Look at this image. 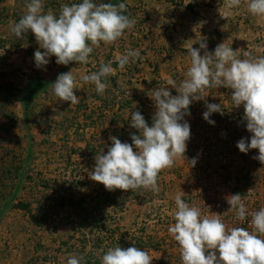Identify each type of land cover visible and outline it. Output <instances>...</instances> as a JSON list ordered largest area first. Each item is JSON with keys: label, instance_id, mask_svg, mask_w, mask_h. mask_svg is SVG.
<instances>
[{"label": "clouds", "instance_id": "obj_1", "mask_svg": "<svg viewBox=\"0 0 264 264\" xmlns=\"http://www.w3.org/2000/svg\"><path fill=\"white\" fill-rule=\"evenodd\" d=\"M241 3L242 0H223L229 15L231 10L239 9ZM25 7V14L18 22L10 24V30L17 39H22L29 31L34 34L39 48L43 49L34 53L38 69L44 68L52 56L56 57L58 65L67 66L72 62L87 65L90 54L101 42L115 43L125 35V30L136 24L124 2L97 4L94 0H82L71 5L62 4L58 15L51 8L45 11L44 0H28ZM246 8L253 16L264 17V0H246ZM198 43V48L190 46L187 49L190 66L186 78L177 84L169 77L165 86L151 90L149 97L156 109L151 126L139 111L131 112L130 126L139 134L131 135L132 144L111 136L112 144L107 153L102 150L95 156L90 179L108 191L143 189L159 193L160 173L185 157L191 130L184 117L190 115V105L205 99L206 90L213 87L232 90L233 107L243 105V119L252 135L250 142L242 138L236 146L245 154L258 149L259 155L253 159L264 164V55L245 51L242 59L240 49L233 50L225 41L213 52L207 51L203 38ZM201 50H204L203 55ZM141 58L139 50L129 48L124 54L115 56V63L124 71L127 65ZM112 64L113 61L101 62L98 71L81 74L79 79L84 84H93L97 94L103 96L111 87L108 78L117 73ZM167 86L175 89L177 95H172ZM77 87V77L71 69L57 76L51 91L60 101L75 105L80 102L75 94ZM205 107L203 118L214 125L210 116L217 112L223 114L221 104L206 102ZM196 162L195 158L188 161L193 167ZM183 193L174 197L172 216L175 223L168 227L178 245L182 264H264V207L249 213L241 194L227 196L228 211H234L235 218L242 222L250 215L252 231L244 227L228 228L220 214H202L200 208L182 199ZM152 260L149 251L141 250L135 243L128 248L117 244L102 255L101 264H151ZM83 261L84 256L80 254L67 256V264H82Z\"/></svg>", "mask_w": 264, "mask_h": 264}, {"label": "rangeland", "instance_id": "obj_2", "mask_svg": "<svg viewBox=\"0 0 264 264\" xmlns=\"http://www.w3.org/2000/svg\"><path fill=\"white\" fill-rule=\"evenodd\" d=\"M94 2L106 3L105 0H94ZM72 3L77 2L76 0H48L44 4L58 15L62 4L71 5ZM174 4L179 5V3ZM138 9V7L132 8L130 17L142 13V11L136 12ZM175 14L183 16L182 11ZM16 19V16H11L10 8L7 14L0 15V212L14 195V187L18 184L20 173H23V178L15 201L5 209L8 214L0 220V238L3 241V237H11V240H8L10 243L2 244L1 247L5 253L10 255L13 250L17 249L16 241L23 242L24 248L13 256L15 260H18L16 264H67V253L75 252L72 249L73 246H61L62 242H70L71 228L68 225L67 216L70 215L72 219L78 220L80 209H75L69 206L68 202L62 203L57 199L67 191L75 193V198H80L82 194L88 199H94L95 181L90 179L89 173L94 170L95 163L92 161L95 159L87 157L86 142H90L97 152L103 150L106 154V147L100 148L98 145L104 140L107 124H101V120L98 119L97 124L93 125L95 118L90 119L93 115L88 118L85 115H89V112L83 114L82 111L80 113L75 111L76 104L70 105V102L60 101L52 93L51 86L32 102L31 112L28 115L23 103L27 85L29 80L34 79L36 75L53 83L60 73L72 69L78 84L75 94L88 95L92 110L94 106L91 99L95 96L98 97V101L110 102L112 99L115 104H119L125 96H129L127 82L132 75L127 72L121 77V80L125 81L119 83V94L113 97L110 95V98L98 95L93 84H84L79 79L81 74L98 71L101 62H104L111 53L107 50L117 49L121 43L119 40L111 45L101 42L100 47L94 48L90 54V62L87 65H79L77 62H72L67 66L58 65L55 62L56 57L52 56L44 68L38 69L35 66L34 53L36 50L43 51V49L39 48V44L36 50L28 45L29 37L17 40L10 30V24L16 22ZM138 19L142 23L148 18L142 13ZM31 35L34 34L31 33ZM31 47L34 50L33 53H30L29 48ZM112 55L111 58L115 59L116 55ZM130 64L133 70L136 64ZM117 97L122 98L118 100ZM142 100L147 103V114L153 116L154 103L149 102L151 106H148L144 95H138L133 107H137ZM125 111L126 119L130 122L133 110L126 109ZM72 119H75V125H80V132L66 135L61 125L63 122L69 124L68 121ZM120 122L121 120L116 119V124ZM88 124L95 126V130H89L84 135L82 128ZM111 133L110 130L109 134ZM211 151L212 147L207 149L204 146L201 148L197 145H187L185 157L178 159L171 169H164L160 173L159 193L140 189L136 194H132L129 190H121L117 197L126 202L125 210L119 216L113 217L107 227L114 234L117 243L122 241V248L132 247L134 241L138 239L140 244H135V246L149 251L153 260L158 264H182L178 245L168 234V227L172 222L175 223L172 216L175 211L174 197L183 191L182 199L186 201L187 173L190 169H196L188 161L192 158L197 161L209 158L214 154ZM7 169L8 173L5 172ZM201 169L196 170L203 172L204 170ZM241 179L245 181V184L249 181L247 176H242ZM19 201L31 205L30 210L34 211L36 220H32L24 213H14L16 208L13 205ZM87 203L90 207L89 200ZM61 223L65 225L61 226ZM76 239V241H71L72 244L78 245L77 241L81 237ZM89 239V242L85 244V253L93 252L98 255L111 247L110 244L105 243L97 248L93 244V238ZM122 243L118 244L122 245ZM33 245L36 246L34 252L31 249ZM76 250L80 251V248L77 247ZM152 250L156 252L151 253Z\"/></svg>", "mask_w": 264, "mask_h": 264}, {"label": "crops", "instance_id": "obj_3", "mask_svg": "<svg viewBox=\"0 0 264 264\" xmlns=\"http://www.w3.org/2000/svg\"><path fill=\"white\" fill-rule=\"evenodd\" d=\"M17 1L3 0L0 3V8H10L11 16L15 17V14L23 16L26 12L24 5L28 0H19L24 3L20 6L17 5ZM45 2H48V0H44ZM76 2L79 3L82 0H76ZM15 3L16 6H14ZM174 3H179V5L176 6ZM126 4L130 7V11H133L132 8L138 7L139 9L136 12L142 11L148 19L141 23L138 16L142 13L132 16L131 18L136 20L135 26L130 30H125V35L119 39L121 43H118L117 49H108L107 52H111L108 55L110 60L115 61L111 58V54H124L129 48L140 51L142 58L135 62L137 70L130 76L129 81H126L129 87L127 92L130 95H144L148 106H151L149 102L154 103L149 97L152 89L165 86L169 77L176 80L177 84L186 78L185 74L190 66V56L187 49L190 46L198 48V42L202 38L207 43V51L209 52H213L218 44L225 41L232 46L233 50L240 49V58L242 59L245 51L256 56L264 55V17L251 15L247 11L246 0H242L239 9L231 10L230 15L228 14L229 10L224 7L223 0H126ZM175 11L178 13L182 11L183 16L176 15L177 12ZM28 45L36 50L38 43L34 39L29 41ZM203 54L204 50H201V55ZM121 77H119V83L125 81L121 80ZM167 87L172 95H177L175 89L171 86ZM220 90L221 93L209 88L206 90L208 96L205 97L207 103L210 98H213L216 100L215 104H221L223 109V114L212 113L216 116L215 122L218 120L220 122L208 128L216 131L224 129L221 121L225 114H229L235 108L226 96L227 90L230 89L221 87ZM214 95L217 96L214 97ZM194 102L190 105V115L184 117L191 130V138L187 145H194L197 139H204L202 135L207 128H202L198 122L208 123L203 118V113L207 109L203 110L202 113L195 114L193 111ZM145 111L148 113L147 107ZM17 212L30 216L29 212L21 209H15L14 213L17 214ZM31 213L34 215L33 210H31ZM5 214H8V212L5 211L0 216V220L4 218ZM36 218L35 215V220ZM63 225L65 223H61V226ZM3 239L2 241V238H0V264H16L18 260H15L13 256L17 251L24 248L23 242L19 243V240H17V245H15L17 249L8 255L1 246L5 243L9 244L10 241L8 240H11V237H3ZM35 248V245L31 247L32 252L35 251ZM154 252L156 251H151V253ZM153 264L158 263L153 260Z\"/></svg>", "mask_w": 264, "mask_h": 264}, {"label": "trees", "instance_id": "obj_4", "mask_svg": "<svg viewBox=\"0 0 264 264\" xmlns=\"http://www.w3.org/2000/svg\"><path fill=\"white\" fill-rule=\"evenodd\" d=\"M2 1L3 0H0V3H2ZM105 2L117 4L120 2L126 3V0H105ZM17 3L18 5L24 4L22 1H19V0L17 1ZM48 8L49 6L46 5L45 9H48ZM7 11H8V8L6 7L0 8V15L7 14ZM128 14L131 16L129 6H128ZM15 15L17 18L16 22H18L19 19L22 17V15L21 14L20 15L15 14ZM24 37L25 38L29 37V41H33L35 36L34 35L32 36L31 31H29L28 33L24 35ZM29 50H30V53L34 52L32 48H29ZM108 61H111L109 56L106 57V59L104 60V63H107ZM130 65L131 64L127 65L124 71H120L118 69V65L115 63V61H113L112 66L113 68L117 69V73L115 76H110L108 78V80L110 81V84H113L114 86L111 85V87L106 90L104 94L105 98L109 97L110 95H112L110 97H113L115 96V94H119V90H120L119 77L120 76H125L127 72H129L131 75H133L136 72L137 70L136 65L135 67H133V70H131ZM51 84H52L51 81L47 80L46 78L41 77L40 75H36L34 79H31L29 81L27 88H26L24 101H23L25 112L28 115H30V112H31L32 102L36 100L39 95L43 94L51 86ZM78 96L80 98V102L75 105L76 112L80 113V111H82L83 114H87L89 112L88 113L89 115H85L88 118L90 115H93L90 117V119H93L92 117L95 118L94 119L95 121L92 122L93 125L97 124L98 119L101 120L100 121L101 124L102 123L107 124L105 127L106 129H105L104 140L98 145L100 148L106 147V153H107L108 147H110L112 144V141L110 140L111 136L117 137L122 142H127L129 144H132L131 135L139 134L136 129L130 126V122L128 121V119H126V114H125L126 109L133 110L131 112L139 111L144 116L148 125L151 126L152 124V116L146 113L145 110H146L147 105L146 103H144L143 100L140 103H138L137 107H133V104L137 101V97H138L135 94L125 96L122 102L119 101V104L118 103L115 104V101L112 99L111 100L109 99L110 102L107 100L98 101V97L95 96L94 98L91 99V102L94 106L92 110L89 105L90 99H88V95L81 93ZM117 98L118 100H121L122 97H117ZM116 119L121 120L122 123L120 122L119 124H116ZM74 121L75 119L74 120L72 119L71 121H68L69 124H67V122L62 123L61 128L62 130L64 129L63 131H65L66 135L68 134L70 135L71 133L78 134L80 132V129H79L80 125H75ZM92 124L90 125L88 124L82 128V133L84 135L87 134L89 130H93V131L95 130V126H93ZM110 130L112 131L111 134H109ZM86 149L88 153L87 157H89L90 159H95V156H96L95 154L99 153L97 152V149L92 147V144L90 142H86ZM92 162L95 163V161H92ZM5 172L8 173L9 170L7 169V171ZM18 176H19L18 184L17 186L14 187V190H15L14 195L9 199L8 203L1 210L0 216L4 213L5 209H7L13 203V201H15L17 192L20 190L23 173H20ZM78 179L80 180V178ZM94 189H95L94 199H88L85 197V195H82L81 193H79L81 194L80 198H75L76 194L70 191H67L66 194L61 195L57 199V200H60L62 203L68 202V205L71 207H74L75 209H80V214H78V217H79L78 220L72 219V216L70 215L67 216V219L69 222L68 225L71 228V234L69 236L70 242H67V241L62 242L61 246H73L72 249L75 250L74 253L84 256V261L82 262V264H101V257L105 253L104 251H102V254H98V255H96L93 252L85 253V248H86L85 244L86 242H89L90 240L89 238L91 237L93 238V242H94L93 244H95L97 248H100L105 243L110 244L111 247H115L118 243H122V241H118L117 243L116 239L114 238V234L107 227L108 223L112 221L113 217L118 216L120 213H122L125 210L126 202L124 201V199L117 197V195H120L121 190L116 189L114 191H108L105 189V187L102 184L98 182H95ZM129 192H131L132 194H136L137 190L136 191L129 190ZM88 200L90 201L89 203L90 207H88V203H87ZM13 207L16 209H21L26 212H29L31 219L35 220V215L31 213V210H30L31 205L29 203H24L22 201H19V202H16L13 205ZM42 215H45V213H42ZM106 235L108 237H104ZM79 236L81 237V239H78L77 241L78 245L72 244L71 241H76L77 240L76 238ZM134 242L135 244H140L138 239L137 241L135 240ZM118 245L122 247L123 243L122 245L121 244H118ZM77 247L80 248V251L76 250ZM69 253L70 251L67 254Z\"/></svg>", "mask_w": 264, "mask_h": 264}, {"label": "built area", "instance_id": "obj_5", "mask_svg": "<svg viewBox=\"0 0 264 264\" xmlns=\"http://www.w3.org/2000/svg\"><path fill=\"white\" fill-rule=\"evenodd\" d=\"M220 88L213 87V89L221 93ZM231 91L227 90L228 93L226 94L230 101ZM216 96L214 95V97ZM208 103H216V100L210 98ZM205 104V99L195 101L193 105L195 114L202 113L206 109ZM243 115V105L239 108H234L229 114H225L221 121L224 129L220 131L208 128L213 124L198 122L202 128L206 127L207 129L202 135L204 139H197L194 145L201 148L204 146L207 149L212 147L211 153L214 152V154L209 158H203L202 161L196 160L194 167L196 169L202 168L203 172L196 169L188 171L186 178L187 187L185 189L187 199L185 202L190 206L200 208L201 213L204 215L210 213L220 214L221 219L228 228L244 227L252 231L249 223L251 216L249 215L247 220L243 222L237 220L235 212L228 211L230 205L226 200L227 196L239 193L249 213L264 207V164L253 159V157L259 155V150L251 149L245 154L241 153L236 146L242 138L250 142L252 135L247 131ZM211 117L215 121V114H212ZM219 122L218 120L215 124ZM242 176L249 178L247 184L241 179ZM172 224L174 223L172 222L170 225Z\"/></svg>", "mask_w": 264, "mask_h": 264}]
</instances>
